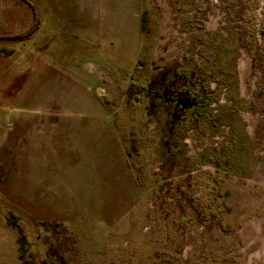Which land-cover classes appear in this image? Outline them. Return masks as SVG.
<instances>
[{"label": "rangeland", "instance_id": "374dc122", "mask_svg": "<svg viewBox=\"0 0 264 264\" xmlns=\"http://www.w3.org/2000/svg\"><path fill=\"white\" fill-rule=\"evenodd\" d=\"M0 40V264H264V0H30ZM31 9L0 0V35Z\"/></svg>", "mask_w": 264, "mask_h": 264}, {"label": "trees", "instance_id": "16d2710c", "mask_svg": "<svg viewBox=\"0 0 264 264\" xmlns=\"http://www.w3.org/2000/svg\"><path fill=\"white\" fill-rule=\"evenodd\" d=\"M24 4H26L32 11V21L31 24L27 29L24 31L17 33V34H12V35H0V40L4 41H23L28 39L38 28L39 25V17L37 10L33 3L30 0H20Z\"/></svg>", "mask_w": 264, "mask_h": 264}]
</instances>
